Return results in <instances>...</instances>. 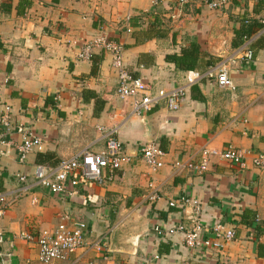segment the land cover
Masks as SVG:
<instances>
[{
	"label": "crops",
	"instance_id": "0c3cea01",
	"mask_svg": "<svg viewBox=\"0 0 264 264\" xmlns=\"http://www.w3.org/2000/svg\"><path fill=\"white\" fill-rule=\"evenodd\" d=\"M18 1L0 0V115L9 105L12 126L5 131L0 122V139L11 141L0 142V195L6 202L0 264H41L36 240L20 237V230L36 238L79 222L86 225L85 245L53 264H264V255H257L264 230L248 225L264 229V167L252 164L264 150V26L232 44L241 20L264 18V8L254 13L256 0H226L216 8L203 0H32L18 14ZM99 33L122 42L125 66L152 93L184 82L188 70L165 55L189 42L213 62L206 70L226 63L231 85L205 77L189 86L178 108L169 109L160 98L137 115L131 99L115 92L111 54L99 49L89 60L77 55L79 40ZM247 46L250 61L238 57ZM18 124L41 138L25 158L16 148ZM112 127L121 152L130 156L112 179L97 184L78 176L72 194L37 184V153L53 151L60 159L82 149L99 152ZM152 141L165 152L164 163L154 168L141 154ZM228 144L242 150L244 166L212 155L203 173L173 169L176 159H198L204 146ZM181 194L199 200L204 238L215 236L216 222L233 228L235 236L221 247L190 248L179 230L156 232L157 224L190 226V208L168 203ZM102 237L95 249L91 243Z\"/></svg>",
	"mask_w": 264,
	"mask_h": 264
},
{
	"label": "built area",
	"instance_id": "2783aa9c",
	"mask_svg": "<svg viewBox=\"0 0 264 264\" xmlns=\"http://www.w3.org/2000/svg\"><path fill=\"white\" fill-rule=\"evenodd\" d=\"M159 0H152L153 3ZM178 3H184L188 0H176ZM210 7L216 8L226 3V0H203ZM264 22V18H262ZM130 30L129 27H127ZM76 42V41H75ZM78 43V42H77ZM78 57L89 60L96 50H103L111 54V65L118 73V81L115 92L120 98H130L132 102V111L140 115L148 111L154 103L160 98H164L169 109H176L179 107L182 98L185 96L189 86L205 79V77H216V81L221 86H230L231 78L228 73V66L225 62L214 64L205 71L188 70L186 78L183 83L164 88L160 87L152 93L151 86L145 81L142 76L133 74L124 63L123 44L116 38L110 37L104 33H99L89 39L79 40ZM239 58L245 61H250L253 57V51L249 46L239 48ZM0 122L5 131L12 126L10 124V106L5 105L0 115ZM16 128L20 134L21 139L16 144L20 158H25L26 155L35 147L40 145L41 138L37 136L29 126L18 124ZM117 127L107 129L106 146L99 152H90L87 150H80L74 155L61 158L54 165H36L34 176L37 184L47 188L49 191L59 193L67 188L69 194L74 192V187L79 181V177L102 184L108 179H112L114 170L120 168L122 164L129 161L130 156L121 152V143L114 136ZM3 144L11 143L8 139H0ZM4 150L0 147V154ZM141 154L144 162L149 167H158L164 163V150L157 142H148L141 148ZM218 155L231 162H235L244 166L243 152L240 148L228 144L222 148H215L211 146H204L199 150L198 159H176L172 162L175 172L180 171H194L196 173H203L209 164L210 157ZM252 164L256 167H264V150L259 151L252 157ZM19 178L24 179L23 174H18ZM156 194H152L154 198ZM5 203L0 195V218L4 213ZM170 205L180 204L181 206H188L190 214L188 219L190 226L179 223L176 226H169L167 229L156 225L155 231L159 234L172 233L181 231L184 234V241L190 248L201 247H221L227 241L235 236L233 228L225 227L221 222H216L212 225L215 236L204 238L202 232L204 227L199 219L200 202L198 199L189 196V194H181L177 198H172L168 202ZM2 232L0 228V241L2 240ZM87 232L86 225L79 222L74 226L59 225L53 230H43L36 238L26 230H20L18 235L27 240H36L38 260L41 264H53L55 259H63L68 253L74 251L76 248L85 245V234ZM102 239V240H101ZM104 238H99L97 241L91 243L95 249H101ZM179 264H190L188 260H183Z\"/></svg>",
	"mask_w": 264,
	"mask_h": 264
},
{
	"label": "trees",
	"instance_id": "16d2710c",
	"mask_svg": "<svg viewBox=\"0 0 264 264\" xmlns=\"http://www.w3.org/2000/svg\"><path fill=\"white\" fill-rule=\"evenodd\" d=\"M32 0H19L17 3V13H24L25 9L31 4ZM264 8V0H256V3L253 6V12L258 13L262 11ZM264 26V22L262 21V17H256L252 19H242L241 25L238 26L234 33V39H232L233 45H238L244 42L245 39H248L254 32L257 31L258 28ZM166 59L173 61L175 65L179 68L186 70H199L205 71L206 66L212 65L213 62L206 59L204 61V54L200 51L199 46L194 42H189L188 44L182 45L178 52L174 51L171 53H166ZM96 65L94 64L92 67V71H95ZM195 90V87H192V90ZM61 159V158H60ZM60 159L55 156L53 151L49 152H39L36 154L35 162L37 165H54ZM249 211H244V216L249 215ZM249 226L259 230L260 232L263 229L262 226L257 224H252V222H248ZM257 255H264V241L258 244L257 246Z\"/></svg>",
	"mask_w": 264,
	"mask_h": 264
}]
</instances>
